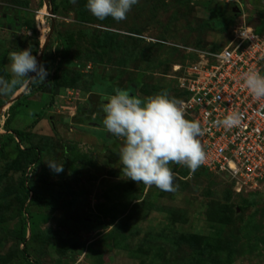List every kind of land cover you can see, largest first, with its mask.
Returning a JSON list of instances; mask_svg holds the SVG:
<instances>
[{
	"label": "rangeland",
	"instance_id": "1",
	"mask_svg": "<svg viewBox=\"0 0 264 264\" xmlns=\"http://www.w3.org/2000/svg\"><path fill=\"white\" fill-rule=\"evenodd\" d=\"M45 1L0 0V77L11 78L13 52L28 47L38 59L44 44L50 73L0 96V264H264V178L244 187L170 163L175 191L128 180L124 140L104 130L100 105L105 89L132 85L142 100L163 91L177 100L173 67L225 50L240 29L264 34V0H139L119 22L97 20L86 0L48 10ZM26 147L35 166L25 167ZM22 178L40 205L26 208Z\"/></svg>",
	"mask_w": 264,
	"mask_h": 264
},
{
	"label": "clouds",
	"instance_id": "2",
	"mask_svg": "<svg viewBox=\"0 0 264 264\" xmlns=\"http://www.w3.org/2000/svg\"><path fill=\"white\" fill-rule=\"evenodd\" d=\"M138 2L86 0V8L97 20L110 17L119 22ZM9 71L11 78L0 77V96L11 95L25 80L43 83L50 74L28 47L10 55ZM242 84L254 100H264V74L255 70L245 72ZM101 101L104 130L124 140L119 159L128 180L172 192L176 186L170 163L183 165L192 173L205 163L206 152L200 142L204 132L199 122L186 119L181 102L171 98L167 91L142 100L117 89L112 95L102 96ZM242 120L241 113L232 112L218 124L231 130L240 127ZM46 164L56 174L63 171V163Z\"/></svg>",
	"mask_w": 264,
	"mask_h": 264
},
{
	"label": "built area",
	"instance_id": "3",
	"mask_svg": "<svg viewBox=\"0 0 264 264\" xmlns=\"http://www.w3.org/2000/svg\"><path fill=\"white\" fill-rule=\"evenodd\" d=\"M175 78L185 116L199 122L206 160L205 173L235 178L244 187L264 178V100H254L242 84L243 74H264V34L240 29L228 48L202 53ZM232 112L243 115L240 127L226 130L218 124ZM240 186V187H241Z\"/></svg>",
	"mask_w": 264,
	"mask_h": 264
},
{
	"label": "trees",
	"instance_id": "4",
	"mask_svg": "<svg viewBox=\"0 0 264 264\" xmlns=\"http://www.w3.org/2000/svg\"><path fill=\"white\" fill-rule=\"evenodd\" d=\"M48 4H49V7L53 4V1L52 0H48ZM211 13L212 14H216L218 13V17L221 16V19H224L222 16L225 17L226 14H221V11L219 9V11H215L214 9L211 10ZM52 14V13H51ZM227 16V15H226ZM21 26L26 29L27 31H31L32 33H35V23L33 20L31 19H27V18H21ZM49 25H50V20L47 22ZM211 26L214 27V26H217L219 25V21L217 19H214V21H212L211 23ZM98 73V72H97ZM27 80L23 81V83L20 85V86H23L25 83H26ZM31 84V83H30ZM19 86V87H20ZM31 86H33V83L31 84ZM99 84L96 85V88H98L99 90H102L103 88L102 87H98ZM18 87V88H19ZM136 88V85H132L131 88H129L126 92H128L130 95H133L135 96V94L132 92L133 89ZM97 90V89H96ZM115 90L117 89H113L112 91H110V89H105V91H107L106 93H111V94H114ZM120 90V89H119ZM177 90V89H176ZM177 92V99L179 98V95L180 92L176 91ZM16 102V101H15ZM16 105V104H15ZM101 105V104H100ZM14 134V137L19 140L21 138V132L20 131H14L13 132ZM3 153V148L0 146V155ZM19 153L21 154V156L23 157V160H24V164H25V167H30V166H35L37 163H38V153L33 149V148H30V147H26L24 148L22 151H19ZM25 186V180L22 178L20 180V187L22 189V191L24 192V203L26 205V208L30 207V206H34V205H40V201L41 199L39 197H36L34 195H32L29 200L28 199V191L26 189ZM42 204V203H41ZM44 204V203H43ZM25 227H22L19 231V238H20V242H24V238H25ZM25 261H27L26 259H24Z\"/></svg>",
	"mask_w": 264,
	"mask_h": 264
},
{
	"label": "water",
	"instance_id": "5",
	"mask_svg": "<svg viewBox=\"0 0 264 264\" xmlns=\"http://www.w3.org/2000/svg\"><path fill=\"white\" fill-rule=\"evenodd\" d=\"M44 6H45L46 10L49 9L48 0L44 2ZM231 11H232V12H238V10H236L234 7L231 9ZM50 19H51V20H50V29H49V31H48V32H49V36H48V38L50 37V35H51L52 32H53V20H52L51 16H50ZM45 46H46V44H44V45L42 46L41 50H40V54H39L40 57H38V59H37L38 62H39L40 58L42 57V53H43V51H44V49H45ZM15 99H17V97H14V99L10 100L9 103L13 102V100H15ZM105 102H106V101H105ZM101 105H102V104H101ZM101 113L103 114L102 110H101ZM102 114H101V115H102Z\"/></svg>",
	"mask_w": 264,
	"mask_h": 264
},
{
	"label": "flooded vegetation",
	"instance_id": "6",
	"mask_svg": "<svg viewBox=\"0 0 264 264\" xmlns=\"http://www.w3.org/2000/svg\"><path fill=\"white\" fill-rule=\"evenodd\" d=\"M101 115V114H100ZM102 116V115H101ZM91 124H93V125H95L94 123H91ZM122 146V145H121Z\"/></svg>",
	"mask_w": 264,
	"mask_h": 264
}]
</instances>
